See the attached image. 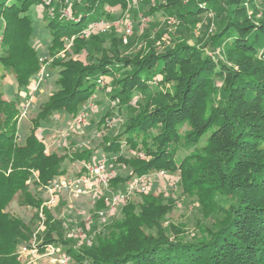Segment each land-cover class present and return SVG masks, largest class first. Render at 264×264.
I'll list each match as a JSON object with an SVG mask.
<instances>
[{"label":"trees","instance_id":"trees-1","mask_svg":"<svg viewBox=\"0 0 264 264\" xmlns=\"http://www.w3.org/2000/svg\"><path fill=\"white\" fill-rule=\"evenodd\" d=\"M136 1L0 0V81L13 75L30 93L44 62L50 60L49 74L57 73L55 90L32 118L24 141L18 131L22 101L0 92V264H21L18 247L30 243L36 222L43 220V186L98 149L112 152L111 162L121 166L114 188L124 189L129 179L150 171L180 170L183 195L197 199L202 217L193 231L181 222L164 226L174 199L151 189L135 193L122 216L84 247L68 239L63 219L44 210L42 245L63 246L79 264H264V11L258 13L264 0H203V6L141 0L150 5L145 14L165 10L181 22L215 11L223 26L204 45L177 43L160 52L145 46L128 58L115 31L80 36L92 22L113 18L118 8L130 10ZM36 16L51 34L44 61L34 45ZM68 48L84 58L67 55ZM160 76L164 91L155 88ZM108 78L117 112L100 115L99 143L88 139L89 145L78 147L72 140L46 153L45 140L37 136L41 121L58 113L75 117L90 102H100L106 87L100 80ZM110 115L125 117L116 131L108 129ZM181 148L188 152L178 158ZM14 203L36 209L30 222L11 211ZM102 207L98 202L95 208Z\"/></svg>","mask_w":264,"mask_h":264},{"label":"rangeland","instance_id":"rangeland-1","mask_svg":"<svg viewBox=\"0 0 264 264\" xmlns=\"http://www.w3.org/2000/svg\"><path fill=\"white\" fill-rule=\"evenodd\" d=\"M155 5H158L157 0H151ZM162 1V0H160ZM163 0L162 2H164ZM181 2L185 6H190L194 4H200L203 6L202 3H205L203 0H181ZM227 2V0H225ZM245 1H241V3H244ZM246 3V2H245ZM144 4H141V0H137L135 3L130 4V10H124L118 8L115 10V14L113 15V18H110L107 21L110 25L107 31H114L118 34V37H122L123 44L127 50L128 58H131L130 56H134L141 48L145 46H151L152 48H155L157 52H160L162 50L168 49L177 43H185L186 45H204L209 41L211 36L216 33L222 26L223 22H221L216 16V12L211 10V12L206 11L205 13L201 14V16L196 20L195 22H181L176 17L171 16L167 11L165 10H158L159 12L156 13V15L149 16L148 14H145V10L147 12V9L149 6H143ZM259 12L261 13L264 11V5L259 4ZM41 10V9H40ZM254 10V9H253ZM253 10H251L250 14H252ZM156 11V9H155ZM136 12V13H135ZM154 18V19H153ZM143 21V22H142ZM43 18L42 16H36V29L34 32V45L36 49L38 50L41 57L48 56V47L51 41V34L48 28L43 26ZM134 29V30H133ZM211 50V49H210ZM67 55L73 56V57H83V53L80 52V54H76L73 52L72 48H68ZM57 77L56 71L50 72L49 76L46 77V80L41 83L40 91L36 93V95L32 98L30 93L27 92L28 89H20L15 81V78L13 75L7 76L5 79L0 81V92L3 93L4 98L7 99H16L20 97L22 101V105H25L29 102V99H32V105H30L27 113L23 115L24 109L22 107V117L19 122V139L20 141H24L28 134L31 131L32 126V118L36 115L40 105L44 103L49 95L52 93V91L55 90V79ZM160 81H158V86L155 88L165 90V86L162 82L163 77L160 76ZM35 79V77L33 78ZM112 82L113 80L108 78L106 81L103 79L102 83H106V87L103 89V93L98 95L97 101L94 103V109L86 111V118L85 123H77L75 122V117L68 114H54L52 117L48 119H43L39 125V128L43 129L46 133V135H49L48 139H50V149H58L60 148V144L62 143L61 135L62 133L68 134V138L70 141L74 140L75 142H81V141H87L90 139L91 141H94V145L98 144L101 139V131L99 132L97 128V122L100 120V115L105 113L107 110H112V112L116 113L117 108H113L111 106L114 105L112 102L110 104V93H108L112 89ZM114 83V82H113ZM169 86L168 83H166V86ZM115 89V86H113ZM41 93L40 97L38 95ZM29 94V95H28ZM96 100V98H95ZM94 100V101H95ZM59 115V120L55 121L54 117ZM126 116V115H125ZM110 119L114 122L109 125L108 129L115 130L119 129L120 127V121H125V117H120L118 120V115H110ZM93 123V124H92ZM116 123V124H115ZM96 129V130H95ZM187 129V126H184L181 128V131H185ZM116 131V130H115ZM99 136V138L97 137ZM68 140V141H69ZM90 143H87L89 145ZM188 150L186 148H181L178 152L177 157L180 158L184 156ZM130 154H134V151L132 150L130 153H126L125 155L129 156ZM95 155L99 158H101L103 155H112V152H107L102 149H98L95 152ZM113 166L116 170L120 171L119 168L121 167L118 163L113 162ZM68 168L71 167V164L68 161ZM123 169L125 171V174L128 175L132 171L130 168L123 166ZM124 171H122L124 173ZM121 172V171H120ZM170 175H175L180 178L181 181V171L180 170H174L169 171ZM155 187L160 185H165V182L161 179H158L154 183ZM165 198H172L174 199L172 201L173 205L170 208V212L167 215V218L164 222V226H167L170 224V221L175 223H184L185 228L188 229V231H193L195 227V223L197 219L202 217L201 208L199 205V202L194 197H189L186 195V193L183 195V190L181 187V183L178 186V188L174 191L169 190L168 193H165ZM183 195V196H182ZM45 194H43V197ZM140 199V196H137L134 198V200ZM76 206L79 207V209L83 210L84 213H78L73 207L70 208L67 205H61L59 207H52L47 208L45 210L48 211L49 215L51 217H55L58 219H63L65 225H69L70 228L67 229L68 232V239L71 240V242L77 246L84 247V241L81 236H74L70 235V231L73 229V226L75 225V222L73 219L79 220L78 223H76L77 226L79 224L85 229L84 227V220L87 216L95 215L97 217V210L93 205L89 204V201L86 199L84 200V203L80 201H76ZM81 206V207H80ZM121 208L119 209V212L114 216H109L106 218L102 223L98 222L97 219H95L92 223V226L90 228H86V230H83V233L85 235H94L96 231L102 230V228L107 227L114 218H120L122 216ZM13 213L21 216L25 221L30 222L31 219L34 216V213L36 212V209H33L32 207L22 206L18 203H14L12 206ZM46 214L44 213V216ZM46 217L43 218L41 222H36V229L38 228L37 232L31 237L30 243L33 240L35 241V244L37 247H32L25 249L23 245L18 247V258L21 264H79V261L74 260L71 258V256L64 252V248L61 245H56V250L53 253L48 252V246L53 243H43V236L44 233L47 230V225H45L44 220ZM183 224V225H184ZM75 225V226H76ZM96 227H95V226ZM74 226V227H75ZM80 226V227H81ZM99 227V229H98ZM95 230V231H94ZM54 238H57L55 234H53ZM87 244V243H86ZM61 254V255H60ZM64 254V255H63ZM68 255L67 260L61 259V256ZM82 264V262L80 263ZM83 264H89V263H83Z\"/></svg>","mask_w":264,"mask_h":264},{"label":"built area","instance_id":"built-area-1","mask_svg":"<svg viewBox=\"0 0 264 264\" xmlns=\"http://www.w3.org/2000/svg\"><path fill=\"white\" fill-rule=\"evenodd\" d=\"M65 14L69 15L67 11H65ZM107 24L109 23L105 20L94 21L89 25L88 28L80 33V36H84L90 31L98 29L105 31L110 26ZM72 43L73 38L70 39L69 44L71 45ZM45 59L46 57L41 58L42 61H44ZM49 62L50 60L43 63L42 69L39 71L30 85V95L32 98L36 95L37 92L40 91L41 83L46 80V77L49 76L47 70ZM100 82H102V79L100 80ZM30 105H32L31 98L29 99V102L27 104L22 105L24 109L23 115L27 113ZM93 109L94 103L90 102L87 105V108L80 111L75 116V122L85 123L84 121L86 118V111ZM55 120L58 121L59 118L55 116ZM113 122V120H107V125H111ZM50 134L46 135L43 129H39L37 131V136L40 139L45 140L46 142V153H49L51 151L50 139H48V137H50ZM60 139L62 140V143L60 144L61 147H69L70 140L67 133H62ZM87 143H89V140L77 142L75 146L82 147L84 145H87ZM113 165L114 164L111 162V158L109 157V155H103L101 158L93 155L89 160L84 159L74 161L72 163V169L70 171L57 175L49 183L43 186L45 196L44 202L41 205V218L43 219L45 217V209L56 206L58 207L61 205L62 201H65L70 208L73 207L78 213H84V211L82 209L80 210L79 207L76 206V201H80L83 204L84 200L87 199L89 201V204L93 205V207H96L98 202H103L104 207L96 208L97 217H95V215L93 214L91 216H87L84 220V226L88 229L92 226V223H94L93 221L95 219H97L98 222L102 223L109 216L116 215L119 212L120 207L127 203L135 193H146L151 189H157L164 193H168L169 190L174 191L179 186V177L170 175L168 170L161 169L132 177L127 181L124 189L114 188L111 185V181L117 175L118 171ZM33 174L37 178V173L34 172ZM158 179L163 180L165 182V185L155 187L154 183ZM32 182L33 179L28 180V183ZM73 221L76 225L79 220L73 219ZM74 226L70 231V235L81 236L82 239L86 241L85 243L92 242L94 235H85L82 230L83 227L80 224L79 226ZM66 228H70L69 225L66 224ZM86 228L83 229L86 230ZM33 240L31 241V243L24 245L23 247L25 249H27V247H37L35 241L33 242ZM54 246V244L53 246L52 244L48 246L49 253H53L56 250V246ZM68 257L69 256L65 254V256H61V259L67 260Z\"/></svg>","mask_w":264,"mask_h":264},{"label":"crops","instance_id":"crops-1","mask_svg":"<svg viewBox=\"0 0 264 264\" xmlns=\"http://www.w3.org/2000/svg\"><path fill=\"white\" fill-rule=\"evenodd\" d=\"M41 93L38 95V97H40Z\"/></svg>","mask_w":264,"mask_h":264}]
</instances>
